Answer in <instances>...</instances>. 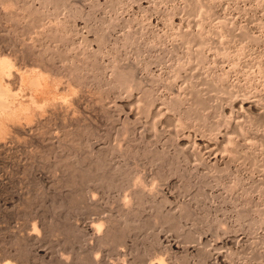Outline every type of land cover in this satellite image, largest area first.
<instances>
[{"label":"rangeland","instance_id":"1","mask_svg":"<svg viewBox=\"0 0 264 264\" xmlns=\"http://www.w3.org/2000/svg\"><path fill=\"white\" fill-rule=\"evenodd\" d=\"M0 1L52 79L0 143V264H264V0Z\"/></svg>","mask_w":264,"mask_h":264},{"label":"bare ground","instance_id":"2","mask_svg":"<svg viewBox=\"0 0 264 264\" xmlns=\"http://www.w3.org/2000/svg\"><path fill=\"white\" fill-rule=\"evenodd\" d=\"M4 1V0H3ZM13 1V0H12ZM0 3H1V1H0ZM4 3V2H3ZM15 3V2H14ZM25 3V2H24ZM36 3H38V2H36ZM56 3V2H55ZM32 4V3H31ZM30 4V5H31ZM5 5V4H4ZM11 7H13V6H11ZM10 8V7H9ZM36 9H37V7H35ZM34 8V9H35ZM1 9V8H0ZM6 9V8H5ZM17 9H18V7H17ZM39 9H41V7L39 8ZM59 9V8H58ZM14 10V9H13ZM12 10V11H13ZM19 10H20V8H19ZM5 12V11H4ZM15 12V11H14ZM13 12V13H14ZM17 12V11H16ZM55 12V11H54ZM20 13H21V11H20ZM8 14V13H7ZM27 15V14H26ZM10 16V15H9ZM29 16V15H28ZM30 16H31V14H30ZM40 16V15H39ZM35 17V16H34ZM10 18H11V16H10ZM18 18V17H17ZM36 18V17H35ZM38 19V18H37ZM37 21H39V20H37ZM33 22H34V20H33ZM33 22H32V24L31 25H36L37 26V24L38 23H36V24H33ZM3 23V22H2ZM6 23V22H5ZM27 25V24H26ZM25 25V26H26ZM30 25V26H31ZM29 26V27H30ZM27 28V27H26ZM30 28H32V27H30ZM33 30V29H32ZM35 30V29H34ZM30 31V30H29ZM36 31V30H35ZM34 31V32H35ZM32 32V31H31ZM30 32V33H31ZM22 33V32H21ZM179 34V33H178ZM184 34V33H183ZM8 35V34H7ZM52 36V35H51ZM19 47V46H18ZM21 47V46H20ZM10 50V49H9ZM33 50V49H32ZM32 50H30V51H32ZM21 51V50H20ZM45 51V50H44ZM34 52V51H33ZM9 52L7 51V49H6V47L5 48H0V143L3 141V139H5L7 136H9L8 134H10V131L11 130H19L20 128L21 129H23V126H25V125H23L22 123H23V120L24 119H26L27 121H28V123H27V121L26 120H24V123H26L27 124V126H28V124H30L32 121H30V120H33L34 118L33 117H35V111L37 110V108L39 109V107L41 108L43 105H45V104H47L48 102L46 101H44L43 103H42V101H40V98L41 97H39L41 94L40 93H42V92H44L45 90H47L48 92L51 90L50 89V86L51 85H49V83H48V81H50V80H52V79H50L49 80V78H51V76H49V78H48V76L45 74V73H47V70L46 69H42V66H44V67H46L45 65H42V66H40V62H39V64L38 65H36V66H29V64L28 65H25V66H22L20 63L18 64L17 62H15V60H13V58L10 56V54H8ZM95 53V52H94ZM15 55V54H14ZM17 55H18V53H17ZM17 55H15V56H17ZM90 56V55H89ZM93 56V55H92ZM19 57H20V55H19ZM19 57H17V58H19ZM206 57V56H205ZM88 58V57H87ZM116 58V57H115ZM20 59V58H19ZM33 59H34V57H33ZM37 59H38V56H37ZM37 59H36V61L35 60H33V61H35V62H37ZM42 59H44L43 57H42ZM27 60V59H26ZM41 60V59H40ZM117 61V60H116ZM25 62V61H24ZM43 62V61H42ZM160 62V61H159ZM32 63V62H31ZM113 63V62H112ZM115 63V62H114ZM117 63V62H116ZM47 64V63H46ZM95 64V63H94ZM87 65V64H86ZM98 65V64H97ZM110 65V64H109ZM79 66V65H78ZM41 67V68H40ZM98 67V66H97ZM123 68V67H122ZM80 69V68H79ZM130 69V68H129ZM133 69V68H132ZM97 70V69H96ZM116 70V69H115ZM114 70V71H115ZM120 70V69H119ZM128 70V69H127ZM127 70H126V72H127ZM53 71V70H52ZM75 71L76 70H74V72L73 73H75ZM94 72V71H93ZM125 72V71H124ZM130 72V71H129ZM101 73V72H100ZM115 74H116V72H115ZM115 74H113V75H115ZM121 73H119L118 75L119 76H121L120 75ZM124 73H122V75H123ZM70 75V74H69ZM102 75V74H101ZM104 75V74H103ZM127 75V74H126ZM126 75H123L124 77L126 76ZM131 75V74H130ZM153 75V74H152ZM96 76V75H95ZM105 76V75H104ZM128 76V75H127ZM117 77V76H116ZM54 78H55V75H54ZM56 78H57V76H56ZM119 78V77H118ZM117 78V79H118ZM153 78V77H152ZM75 79V78H74ZM160 79V78H159ZM73 80V79H72ZM115 80H116V78H115ZM118 80H120V79H118ZM122 80V79H121ZM153 80V79H152ZM183 80V79H182ZM54 81V80H53ZM75 81V80H74ZM157 81V80H156ZM156 81H153V82H156ZM152 82V81H151ZM117 83V82H116ZM119 83V82H118ZM157 83V82H156ZM155 83V84H156ZM53 84V83H52ZM117 85V84H116ZM153 85V84H152ZM58 86V85H57ZM115 86V85H114ZM172 86V85H171ZM49 87V88H48ZM52 87V86H51ZM67 87V86H66ZM48 88V89H47ZM157 88V87H156ZM173 88V87H172ZM186 87H184V89H185ZM192 88V87H191ZM50 89V90H49ZM147 90V89H146ZM145 90V91H146ZM190 90V89H189ZM148 91V90H147ZM151 91V90H150ZM153 91V90H152ZM184 91V90H183ZM54 92H56L57 93V91H54ZM44 93H47L46 91L44 92ZM44 93H42L43 95H44ZM185 93V92H184ZM192 93V92H191ZM40 94V95H39ZM46 95H48V93L46 94ZM49 95H50V93H49ZM48 95V97H50ZM78 95V94H77ZM195 95V94H194ZM200 95V94H199ZM42 96V95H41ZM151 96H152V94H151ZM154 96V95H153ZM196 96H198V95H196ZM43 97V96H42ZM44 97H46V96H44ZM52 97H53V95H52ZM51 97V98H52ZM144 97H147V96H144ZM200 97V96H199ZM53 98H55V97H53ZM77 98V97H76ZM155 98V97H154ZM184 98V97H183ZM198 98V97H197ZM42 100H44L43 98H41ZM49 100H51L50 98H48ZM47 99V100H48ZM56 99V98H55ZM54 99V100H55ZM145 99V98H144ZM48 100V101H49ZM148 100H150V99H148ZM155 100V99H154ZM154 100H152V101H154ZM61 101V100H60ZM64 101V100H63ZM66 101V100H65ZM65 101H64V103H65ZM77 101V100H76ZM126 101V100H125ZM179 101H181V100H179ZM53 102V101H52ZM51 102V103H52ZM62 102V101H61ZM60 102V103H61ZM68 102V101H67ZM165 102V101H164ZM55 103V102H54ZM56 103H57V101H56ZM63 103V102H62ZM61 103V104H62ZM181 103H182V101H181ZM49 104V103H48ZM58 104V103H57ZM148 104V103H147ZM174 104V103H173ZM172 104V105H173ZM242 104V103H241ZM175 105V104H174ZM46 106H48V105H46ZM60 106V105H59ZM146 106V105H145ZM150 106H152V105H150ZM171 106V105H170ZM143 107V106H142ZM147 107V106H146ZM149 107V106H148ZM147 107V109H149L150 110V108H148ZM251 107V106H250ZM53 108V107H52ZM141 109V108H140ZM153 109V108H152ZM247 109V108H246ZM41 110V109H40ZM39 111V110H38ZM38 111H37V113H38ZM143 111V110H142ZM158 112V111H157ZM203 112V111H202ZM190 113V112H189ZM143 114V113H142ZM142 114H140V115H142ZM145 114V113H144ZM136 115V114H135ZM139 117V116H138ZM157 117H159V116H157ZM189 117V116H188ZM33 118V119H32ZM161 118H163V117H161ZM30 122V123H29ZM154 126H156V125H154ZM216 126H217V124H216ZM26 127V126H25ZM25 127H24V129H25ZM30 127V126H29ZM190 129V128H189ZM199 130V129H198ZM23 131V130H22ZM175 131V130H174ZM181 131V130H180ZM236 131V130H235ZM11 132H13V131H11ZM48 132V131H47ZM14 134V133H13ZM12 134V135H13ZM15 134H16V132H15ZM174 134V133H173ZM18 135V134H17ZM231 135V134H230ZM233 135V134H232ZM53 137V136H52ZM174 137V136H173ZM191 137V136H190ZM202 137V136H201ZM22 138V137H21ZM20 138V139H21ZM24 138V137H23ZM186 138V137H185ZM202 138H204V137H202ZM197 139V138H196ZM206 138H204V140H205ZM182 140V139H181ZM192 140V139H191ZM204 140H202L201 138H199L197 141H194V143H195V145L197 144L198 146H199V148H200V146H202L203 145V141ZM229 140V139H228ZM14 141V140H13ZM54 141V140H53ZM205 141H207V140H205ZM6 142V141H5ZM15 142V141H14ZM11 143V142H10ZM210 143V142H209ZM212 143V142H211ZM8 144V143H7ZM14 144V143H13ZM59 144V143H58ZM1 145H2V143H1ZM12 145V144H11ZM228 145V144H227ZM241 145V144H240ZM5 146V145H4ZM187 146V145H186ZM190 146V145H189ZM204 146V145H203ZM210 146V145H209ZM178 147V146H177ZM183 147V146H182ZM195 147V146H194ZM206 147V146H205ZM214 147V146H213ZM60 149V148H59ZM211 150V149H210ZM117 152V151H116ZM182 152V151H181ZM184 152V151H183ZM198 153H200L199 151H198ZM203 154V153H202ZM216 154V153H215ZM199 155V154H198ZM183 156V155H182ZM215 156V155H214ZM223 156H224V154H223ZM199 157L201 158L202 156L201 155H199ZM216 158V157H215ZM214 160V159H213ZM215 160H217V159H215ZM209 163V162H208ZM217 163V162H216ZM221 163V162H220ZM201 165V164H200ZM179 168H181V167H179ZM207 168V167H206ZM185 170V169H184ZM170 171H173V170H170ZM179 171V170H178ZM158 173V172H157ZM176 174V173H175ZM186 176V175H185ZM142 179V178H141ZM139 181H140V179H139ZM178 181V180H177ZM143 182V181H142ZM153 182V181H152ZM121 183V182H120ZM145 183V182H144ZM138 184V183H137ZM111 185V184H110ZM110 185H108V186H110ZM130 185V184H129ZM141 185V184H140ZM140 185H137V187H139ZM136 186V185H135ZM147 186V185H146ZM152 187V186H151ZM155 187H157V186H155ZM187 187V186H186ZM140 188V190H138V191H140L141 193L143 192V193H145V194H150V193H152V192H150V191H148V190H146L143 186L142 187H139ZM154 188V187H153ZM185 188V187H184ZM125 190V189H124ZM151 190V189H150ZM156 190V189H155ZM154 191V190H153ZM126 192V191H125ZM156 192V191H155ZM140 193V195H142V196H146V195H143V194H141ZM157 193V192H156ZM135 195V194H134ZM140 195H139V197H140ZM154 193H153V197H154ZM171 195V194H170ZM97 196V195H96ZM149 196V195H148ZM148 196H146V197H148ZM150 196H151V194H150ZM156 196V195H155ZM135 197V196H134ZM138 197V196H137ZM138 197V198H139ZM93 198V197H92ZM91 198V199H92ZM137 198V199H138ZM127 199V198H126ZM129 199V198H128ZM113 200V199H112ZM118 200V199H117ZM123 200V199H122ZM149 200V199H148ZM208 200V199H207ZM129 201V200H128ZM143 201V200H142ZM90 202V201H89ZM92 202V201H91ZM125 202H127V201H124V203ZM139 202V201H138ZM141 202V201H140ZM149 202V201H148ZM129 202H127V203H125L126 204V206L127 207H129L128 205H130V204H128ZM133 203V202H132ZM137 203V202H136ZM150 203V202H149ZM162 203H164V202H162ZM165 203H166V201H165ZM124 204V205H125ZM170 204V203H169ZM191 204V203H190ZM124 205H122L123 206V209L125 208V206ZM135 207V206H134ZM133 207V208H134ZM130 208V207H129ZM128 208V209H129ZM128 209H126V210H128ZM143 209V208H142ZM181 210V209H180ZM192 210V209H191ZM135 211V210H134ZM98 213V212H97ZM185 214V213H184ZM138 216V215H137ZM156 216V215H155ZM175 216V215H174ZM189 216V215H188ZM103 218V217H102ZM97 220V219H96ZM18 221V220H17ZM93 221V220H92ZM98 221V220H97ZM97 221H95V222H97ZM103 221V220H102ZM125 221V220H124ZM127 221V220H126ZM161 221V220H160ZM184 221V220H183ZM68 222V221H67ZM75 222V221H74ZM94 221H93V223L92 222H90L89 223V225H88V227H87V229L92 233V235L96 238V239H100V240H102L103 238H104V236L106 235L107 236V234H106V231L107 230H105V228H104V230H102V226H104L102 223H95ZM115 222V221H114ZM119 222V221H118ZM179 222V221H178ZM112 223V222H111ZM110 222H109V224H111ZM114 224V223H113ZM130 224V223H129ZM139 224V223H138ZM107 226H108V223L106 224ZM117 226V225H116ZM174 226V225H173ZM36 227V226H35ZM107 228V227H106ZM112 228V227H111ZM114 228V227H113ZM119 228V227H118ZM107 229H109V228H107ZM115 229V228H114ZM127 229V228H126ZM155 229V228H154ZM183 229V228H182ZM181 229V230H182ZM33 230V229H32ZM112 229H110L109 231H111ZM170 230V229H169ZM184 230H186V229H184ZM109 231H107V232H109ZM115 231V230H114ZM32 233V232H31ZM113 233V232H112ZM192 233V232H191ZM110 234V233H109ZM189 234V233H188ZM187 234V235H188ZM30 235H32V234H30ZM152 235V234H151ZM201 235V234H200ZM109 236H111V235H109ZM108 237V236H107ZM106 237V238H107ZM110 238V237H109ZM192 238V237H191ZM190 238V239H191ZM100 240H98V241H100ZM106 240V239H105ZM125 240H127V238L125 239ZM159 240V239H158ZM124 241V240H123ZM122 241V242H123ZM161 241V240H160ZM150 242V241H149ZM190 242V241H189ZM116 243V242H115ZM175 243H176V241H175ZM113 244V243H112ZM119 245V244H118ZM123 245V244H122ZM161 246V245H160ZM47 247V246H46ZM127 247V246H126ZM125 247V248H126ZM173 247H178V246H175V244H173ZM208 247V246H207ZM43 249V248H42ZM85 249V248H84ZM116 249V248H115ZM123 249V248H122ZM196 249V248H195ZM205 249V248H204ZM118 250H119V248H118ZM124 250V249H123ZM122 250V251H123ZM88 251V250H87ZM116 251V250H115ZM61 252V251H60ZM97 252V251H96ZM114 253V252H113ZM119 253V252H118ZM126 253V252H125ZM4 254V253H3ZM68 254H70L69 252H68ZM115 254V253H114ZM2 255V254H1ZM111 255V254H110ZM118 255V254H117ZM121 255V254H120ZM119 255V256H120ZM127 255V254H126ZM125 255V256H126ZM171 255V254H170ZM221 255V254H220ZM61 256V255H60ZM94 256V255H93ZM6 257V256H5ZM62 257V256H61ZM66 257V256H65ZM118 257V256H117ZM96 258H98V255L96 256ZM95 258V259H96ZM125 258V257H124ZM165 258V257H164ZM2 259V258H1ZM161 260V259H160ZM166 260V259H165ZM175 260V259H174ZM203 260V259H202ZM97 261V260H96ZM111 261H113V260H111ZM178 261V260H177ZM123 263H125V260H123L122 261ZM131 262V261H130ZM159 262V261H158ZM200 262V261H199ZM30 263V262H29ZM65 263V262H64ZM120 263V262H119ZM122 263V264H123ZM155 263V262H154ZM167 263H169V262H167ZM167 263H165V264H167ZM226 263V262H225ZM6 264V263H5ZM98 264V263H97ZM221 264V263H220Z\"/></svg>","mask_w":264,"mask_h":264}]
</instances>
